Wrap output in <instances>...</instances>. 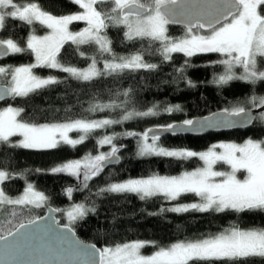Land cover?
<instances>
[{"label": "snow or ice", "instance_id": "1", "mask_svg": "<svg viewBox=\"0 0 264 264\" xmlns=\"http://www.w3.org/2000/svg\"><path fill=\"white\" fill-rule=\"evenodd\" d=\"M82 11L57 17L45 11L37 2H18V0H0V32L5 29L7 18L20 21L25 25L40 26L48 29L44 36L32 35L27 41V50L34 55L35 62L14 68L0 67V77L5 78L7 86L0 85V100L6 96L27 98L51 85L61 83L56 77H41L34 69H55L67 73L71 78L92 82L105 76L118 75L125 71L141 69L153 70L155 64L147 63L141 53L130 56H118L111 47L107 36L109 28L124 29L128 41H149L158 44L157 51L165 61L172 59V54L182 53L186 57L197 54L218 53L224 57L217 63L225 68L223 75L216 81L226 85L233 80L249 84L264 82V0H72ZM83 22L86 27L80 31H71L69 25ZM182 23L186 28L180 38L169 35L171 24ZM71 43L83 57L81 45L94 46L100 54H110L103 68H98L96 56L90 59V65L79 69L67 65L60 59L64 45ZM25 49L12 39L0 38V58L21 54ZM188 65V61L185 62ZM190 66V65H188ZM242 69L237 75L235 69ZM183 72V69L180 70ZM10 77V80L7 78ZM188 86L195 87L191 81ZM123 95L128 96V92ZM253 107L264 108V97L253 96ZM120 105L96 104L90 111H103ZM159 106L147 111H127L121 119H74L64 123L34 124L25 122L21 117L22 108L7 107L0 110V144L34 150H51L61 145L76 148L92 137L100 129L121 124L134 118L156 116ZM179 105L163 109L167 113L180 111ZM254 119L264 122V114L253 117L245 107L225 109L219 122L227 126H247ZM196 121L185 120L188 129ZM217 123L209 118L201 122L202 127ZM176 124L158 128H148L143 133L126 132L121 136L135 137L137 155L140 158L168 157L178 160L198 158L203 167L194 171H185L180 176H161L153 174L147 178L128 179L124 182L109 183L100 188L97 195L135 194L141 200L163 197L167 201H177L181 196L192 194L199 202L182 204L161 211L186 213H236L264 212V141L247 140L243 145L221 144L216 147L223 152L210 149L195 152L187 149H169L162 146L160 133L176 134ZM77 133L72 138L70 133ZM22 139L12 144L11 137ZM117 134L104 135L97 140V145H108L110 151L98 154L88 153L82 159L64 162L50 169L51 174H67L80 183L79 189H88L89 182L100 177L109 164L120 159L117 147ZM231 167V172L214 170L218 162ZM35 171L40 172V169ZM246 173L243 179L237 173ZM217 178H220L219 180ZM13 174L0 169V209L10 211L6 220L9 225L24 209L40 208L47 202V196L37 191L28 183L23 192L13 198L6 194L4 184L11 181ZM73 189L67 194L71 197ZM19 210V211H18ZM95 207L76 204L67 212L69 224L85 218ZM38 218H30L27 223L20 222L0 232V264H250L259 260L264 264V229L242 230L230 227L218 234L205 238L185 240L167 248H159L151 255H144L142 249L149 242H130L104 249H83L67 237L58 238L55 234L44 236ZM71 231V228H68ZM35 257V259H34ZM27 258V259H25Z\"/></svg>", "mask_w": 264, "mask_h": 264}, {"label": "trees", "instance_id": "2", "mask_svg": "<svg viewBox=\"0 0 264 264\" xmlns=\"http://www.w3.org/2000/svg\"><path fill=\"white\" fill-rule=\"evenodd\" d=\"M18 2H37L43 10L57 17L82 11L72 0H18ZM85 26L83 22H73L70 29L79 31ZM47 32L48 29L39 24L25 25L7 18L0 38L12 39L23 47L25 52L0 59V64L7 63L14 67L33 62V55L27 50V41L32 35L41 36ZM168 32L171 37L180 38L186 29L168 27ZM106 34L118 56H130L139 52L145 62L155 64L157 67L153 70L125 71L92 82L77 81L67 73L55 69H34L36 74L56 77L61 83L51 85L27 98H12L3 106L22 108L24 111L18 119L22 118L25 122L38 125L64 123L74 119H121L125 110L147 111L153 106H159V114L134 118L97 130L90 139L76 148L61 145L56 149L36 151L12 147L11 144H0V169L13 174V179L4 184L6 194L17 197L26 185L31 183L37 191L47 196V202L43 207L18 210L19 214L12 225L6 223V220L11 218L7 215L10 210L7 207L0 209V232L6 233L9 227L14 228L20 222L27 223L30 218L42 217L49 205L63 213L61 216L64 223L65 214L76 204L81 203L88 208L94 206L95 212H89L85 218L78 219L71 225L81 240L93 243L101 249L142 241L149 242L142 249V253L151 255L161 247L167 248L177 242L205 238L233 226L242 230L264 229V212L260 211L244 213L161 211L199 202V198L192 194L181 196L177 201H167L163 197L141 200L135 194L97 195L100 188L107 187L109 183L147 178L153 174L180 176L185 171L191 172L203 167V161L198 158L187 160L168 157L140 158L137 155L136 138L120 134L143 133L148 128L184 123L185 120L207 117L235 107L254 109L250 103L251 98L264 97V82L253 85L233 80L226 85L217 84L216 81L224 74L225 68L217 63L220 59L211 53L197 54L191 58L182 53H174L170 61H165L157 51L158 44L149 41H128L122 28H109ZM79 51L84 52L85 56L82 57L76 47L69 42L61 50L60 59L63 63L82 70L91 63L90 59L85 57L96 56L97 67L101 69L104 61L111 59L110 54H100L94 46L81 45ZM186 61L190 66L186 65ZM235 71L240 75L243 70L237 68ZM7 79L10 80V77ZM188 80L196 86H188ZM0 84L6 85L4 77H0ZM124 92H128L129 95H123ZM96 104H116L120 107L90 111ZM176 105H179L180 111L172 113L163 111L165 107ZM113 134L118 135L114 143L121 149L119 152L121 161L105 169L100 177L90 181L91 191L79 189L80 182L72 176L50 173L51 168L64 162L82 159L88 153L95 155L99 152H108L110 147L98 146L97 140L104 135ZM72 137L77 138L78 134L73 133ZM10 139L14 144L17 137ZM249 139L264 140V124L259 119L247 130L212 132L199 136H165L159 143L169 149H187L199 153L210 150L216 143H243ZM216 168L231 171V167L222 162L217 164ZM36 169L41 171L37 172ZM245 175L243 171L238 172L240 178ZM69 187L74 190L71 197L67 194ZM250 264L261 262L257 259Z\"/></svg>", "mask_w": 264, "mask_h": 264}, {"label": "water", "instance_id": "3", "mask_svg": "<svg viewBox=\"0 0 264 264\" xmlns=\"http://www.w3.org/2000/svg\"><path fill=\"white\" fill-rule=\"evenodd\" d=\"M169 27H180V28L186 29L184 24H182V23L171 24V25H169ZM8 57H3L0 59H6ZM0 85H2V84H0ZM3 86H6V85H3ZM11 100H12L11 96H6L3 100H0V110H2V106L5 103L10 102ZM247 111H249L253 117H257V112L254 109H247ZM224 112L225 111H221V112L214 113V114L207 116V117L193 119V121H196L197 123L191 129L186 128L184 126V123H178V124H176L178 127L176 128V134L175 135H172L171 133H160L161 138H163L165 136H172V137H175V136H199V135H204L206 133H212V132L247 130V129L252 128L255 125V123L257 122V119H254L253 122L247 126H236V127L227 126L226 124L219 122V118L222 117ZM209 118L217 121V123L206 126V127H202L201 122L206 121ZM119 157H120V155H119ZM120 161H121V158L118 161H116L115 163L107 165L105 169L119 164ZM58 215H59V210L57 208L49 205L46 207L45 214L42 217L38 218L40 221L41 229L45 230L44 231L45 237H49L51 234H55V236L58 238L67 237L70 241L76 242L83 249H89L90 250L93 245L95 246L96 249H101L99 246H97L93 243H89V242L81 240L78 237L75 230L71 226L61 224V221H60ZM69 227L71 228V231H68ZM25 259H27V258H25ZM34 259H35V257H34ZM80 264H83V261H81Z\"/></svg>", "mask_w": 264, "mask_h": 264}, {"label": "rangeland", "instance_id": "4", "mask_svg": "<svg viewBox=\"0 0 264 264\" xmlns=\"http://www.w3.org/2000/svg\"><path fill=\"white\" fill-rule=\"evenodd\" d=\"M36 24H38V23H36ZM86 27V26H85ZM69 29H70V25H69ZM83 29V28H82ZM81 29V30H82ZM71 30V29H70ZM72 31V30H71ZM80 31V30H79ZM48 32H49V30H48ZM48 32L46 33V34H44V35H47L48 34ZM44 35H41V36H44ZM38 36V35H37ZM211 54H213V55H215V56H217L220 60H222L224 57H222V56H220L218 53H211ZM35 62V57H34V55H33V62H31V63H34ZM31 63H28V64H31ZM28 64H22V65H19V66H25V65H28ZM19 66H14V67H19ZM0 67H5V68H14L12 65H9V64H0ZM38 75V74H37ZM39 76H41V77H48V76H42V75H39ZM7 107H13V106H2V110L4 109V108H7ZM257 108H261L259 105H257L254 109H257ZM261 114H264V111L263 112H261L258 116H260ZM260 121V120H259ZM261 122V121H260ZM262 124H264V122H261ZM73 133H75V132H73ZM73 133H70L69 135L72 137V134ZM14 137H17V139L14 141V144H18L19 143V141L22 139V137H19V136H14ZM12 138V137H11ZM73 138V137H72ZM247 141V140H246ZM246 141H244L243 143H231V142H220V143H216V144H214L212 147H211V149H214L216 152H218V153H220V152H223L224 150L223 149H221V148H219V147H216V146H218V145H221V144H237V145H243ZM264 141V140H263ZM30 150H34V149H30ZM175 150H180V149H175ZM36 151H40V150H36ZM109 151H110V148H109ZM222 161H220V162H218L217 164H219V163H221ZM222 163H224V162H222ZM216 164V165H217ZM216 165L214 166V170H217V171H224V172H231V171H225V170H222V169H217L216 168ZM228 165V164H227ZM204 166V165H203ZM245 177V176H244ZM243 177V178H244ZM237 178L238 179H243V178H240L239 176H238V173H237ZM218 180L220 179V178H217ZM13 198H15V197H13ZM45 205V204H44ZM65 217L68 219V217H67V213L65 214ZM69 221V220H68Z\"/></svg>", "mask_w": 264, "mask_h": 264}, {"label": "flooded vegetation", "instance_id": "5", "mask_svg": "<svg viewBox=\"0 0 264 264\" xmlns=\"http://www.w3.org/2000/svg\"><path fill=\"white\" fill-rule=\"evenodd\" d=\"M256 112H257V114L258 113H261V112H263L264 111V108H257V109H254ZM63 213H60V210H59V215H58V217H59V219H60V221H61V224H63V225H68V226H71L72 227V225H70L69 224V221H68V219L65 217V222L64 223H62V215ZM64 217V216H63ZM73 228V227H72Z\"/></svg>", "mask_w": 264, "mask_h": 264}]
</instances>
